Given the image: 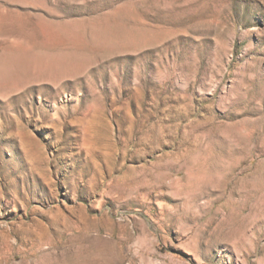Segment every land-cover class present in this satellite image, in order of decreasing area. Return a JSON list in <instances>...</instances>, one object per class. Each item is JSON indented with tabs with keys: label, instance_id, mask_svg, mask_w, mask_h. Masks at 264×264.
Wrapping results in <instances>:
<instances>
[{
	"label": "rangeland",
	"instance_id": "obj_1",
	"mask_svg": "<svg viewBox=\"0 0 264 264\" xmlns=\"http://www.w3.org/2000/svg\"><path fill=\"white\" fill-rule=\"evenodd\" d=\"M0 264H264V0H0Z\"/></svg>",
	"mask_w": 264,
	"mask_h": 264
}]
</instances>
